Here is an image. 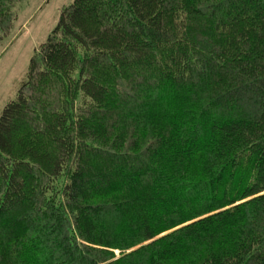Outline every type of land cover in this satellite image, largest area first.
<instances>
[{
    "label": "trees",
    "instance_id": "trees-1",
    "mask_svg": "<svg viewBox=\"0 0 264 264\" xmlns=\"http://www.w3.org/2000/svg\"><path fill=\"white\" fill-rule=\"evenodd\" d=\"M0 264H264V0L64 6L0 116Z\"/></svg>",
    "mask_w": 264,
    "mask_h": 264
},
{
    "label": "rangeland",
    "instance_id": "rangeland-1",
    "mask_svg": "<svg viewBox=\"0 0 264 264\" xmlns=\"http://www.w3.org/2000/svg\"><path fill=\"white\" fill-rule=\"evenodd\" d=\"M73 1L24 0L16 6V28L7 45L0 46V116L16 98L35 51L57 26L62 8Z\"/></svg>",
    "mask_w": 264,
    "mask_h": 264
}]
</instances>
